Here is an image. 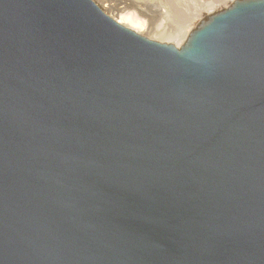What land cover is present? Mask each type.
<instances>
[{
  "label": "water",
  "instance_id": "95a60500",
  "mask_svg": "<svg viewBox=\"0 0 264 264\" xmlns=\"http://www.w3.org/2000/svg\"><path fill=\"white\" fill-rule=\"evenodd\" d=\"M0 264H264V0H0Z\"/></svg>",
  "mask_w": 264,
  "mask_h": 264
},
{
  "label": "rangeland",
  "instance_id": "374dc122",
  "mask_svg": "<svg viewBox=\"0 0 264 264\" xmlns=\"http://www.w3.org/2000/svg\"><path fill=\"white\" fill-rule=\"evenodd\" d=\"M95 1L105 12L117 19H121V15L126 12L135 14L139 20L132 24L134 29L151 38L176 44H180L204 16L227 6L230 2V0Z\"/></svg>",
  "mask_w": 264,
  "mask_h": 264
},
{
  "label": "bare ground",
  "instance_id": "6f19581e",
  "mask_svg": "<svg viewBox=\"0 0 264 264\" xmlns=\"http://www.w3.org/2000/svg\"><path fill=\"white\" fill-rule=\"evenodd\" d=\"M233 1V0H232ZM103 3V1H101ZM231 2V0H230ZM229 2V3H230ZM120 22H122L123 24L131 27L134 29V27L132 26V24H135L138 22V16H136L135 14H132V13H129V12H126V13H123L121 15V19H118ZM131 23V24H130ZM150 29V28H149ZM136 30V29H135ZM139 32V31H138Z\"/></svg>",
  "mask_w": 264,
  "mask_h": 264
}]
</instances>
